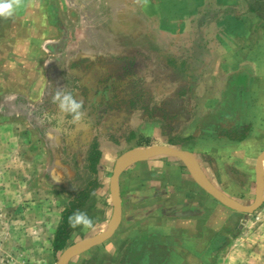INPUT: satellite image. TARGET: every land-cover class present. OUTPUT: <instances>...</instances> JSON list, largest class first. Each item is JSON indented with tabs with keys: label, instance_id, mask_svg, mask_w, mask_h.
<instances>
[{
	"label": "crops",
	"instance_id": "obj_1",
	"mask_svg": "<svg viewBox=\"0 0 264 264\" xmlns=\"http://www.w3.org/2000/svg\"><path fill=\"white\" fill-rule=\"evenodd\" d=\"M204 1L207 0H189L187 5L195 7L194 11H183L182 5L172 6L174 2L168 5L179 7V18L184 19L178 30V39L184 36L183 28L190 25L192 31L183 38L201 44L189 52L194 64L201 70H214L224 89L219 95L210 97L214 108H210L202 118L201 125L196 121L192 143L175 146L192 153L210 181L228 197L236 200L244 195V199H249L251 176L256 178L257 159L264 151V115L260 112L254 122L246 119L243 112L246 102L243 79L249 78L250 70L254 71L255 81L264 79V37L259 45L247 50L246 40L254 37L245 35L243 24L235 19L243 12L235 13L234 2L228 0H216L226 5L229 14L225 18L222 14L216 18L212 22L216 32L209 34V25L204 17L210 13L211 7L203 6ZM19 2L21 7L13 17L0 18V102L13 109V104L24 101L20 111L31 115L37 111L36 105L43 101L44 84L42 67H36V61L28 58L33 55L36 59L44 47L52 51L56 39L52 31L44 34L41 26L36 29V23L43 24L44 18L32 12L44 0ZM218 2L212 5L213 9H217ZM32 23H35L33 30ZM208 37L211 41L223 43L218 47L214 42L208 46ZM18 52L19 62H27V67L18 66V58L11 56ZM262 60L263 65L260 64ZM185 113L189 112L186 110ZM235 115L238 116L235 118ZM250 123L257 127V138L255 132L249 129L239 136L228 132L232 128L237 131L238 127H249ZM186 124H182L184 128L179 130L180 136L184 134ZM142 126L146 128L141 132L152 137L148 144H154L156 139L168 140L164 137L167 134L162 136V133L156 132L157 128L153 127L155 131L150 134L147 133L149 125ZM26 131L21 134L25 135ZM34 147L37 149L32 145L26 150L21 144L17 148L7 143L6 149H3L4 159L0 162V184H3L0 190V264H58L64 250L103 234L113 218L111 196L110 201L106 197L102 209L97 206V197H105L107 193V173L111 166L108 151L117 147L106 141L100 146L102 159L99 165L104 172L98 173V187L91 200L98 221L91 229L78 228L64 249L56 252L54 241L63 215L85 185L67 194L57 191L43 194L41 187L31 194L19 190L10 194L11 191L5 189L7 183L28 182L10 178V174H14V166L28 170L26 153L35 152ZM12 153L15 154L12 156ZM33 165L36 167L39 162L35 161ZM20 171L24 173V170H18V176ZM234 172L246 175L245 190L232 181ZM98 191L102 194H97ZM240 191L246 192L242 195ZM119 195L121 222L114 235L103 244L72 258L67 264H143L145 257L149 261L146 264H264V251L261 250L264 243L255 233L249 235L253 230L252 224L248 226L245 222L264 209V204L253 214L226 207L203 190L177 159L156 157L134 164L120 176ZM13 198L18 200V205L10 202Z\"/></svg>",
	"mask_w": 264,
	"mask_h": 264
},
{
	"label": "rangeland",
	"instance_id": "obj_2",
	"mask_svg": "<svg viewBox=\"0 0 264 264\" xmlns=\"http://www.w3.org/2000/svg\"><path fill=\"white\" fill-rule=\"evenodd\" d=\"M228 1L234 2L235 13L243 12L235 19L243 24L245 35L254 37L246 40L247 50L259 45L264 37V0ZM171 2H174L172 6L182 5L183 11L195 10V7L187 5L189 0H44L34 8L32 13L44 18L43 24L36 23V29L41 26L44 34L52 31L56 41L52 44V51L44 47L36 56L37 60L33 55L28 58L36 61V67H42L43 101L36 105L37 111L31 115L21 112L24 101L13 104V109L0 102V162L4 159L3 149H6L7 143L17 148L21 144L24 149L37 146V149L34 147L35 152L26 153L28 170L18 166L12 168L14 174L11 173L10 178L28 182L7 183L5 189L8 188L10 194L18 190L31 194L39 187L43 189V194L56 191L67 194L74 188L83 187L93 179L84 170L90 146L94 140H98L100 146L108 141L117 147L108 151L111 166L107 173V193L105 197H97V206L102 209L106 197L110 201V178L115 165L124 155L155 145L176 148L175 145L192 143L196 121L201 125L202 118L210 108H214L210 99L219 95L224 86L214 70H201L194 64L189 52L201 44L183 38L192 31L190 25L183 28L184 36L178 39V30L184 19L179 18V7L168 5ZM215 2L207 0L203 3V6L211 7L210 13L204 17L209 25V34L216 32L212 22L221 14L223 18L229 14L223 2L217 1L221 7L216 5L217 9H213ZM33 25L35 27V23H32L31 30ZM224 40L228 42L227 37ZM217 41L208 37L206 44L211 46L214 42L217 47L222 45L223 41ZM11 56L18 58V66L27 67V62H19V52ZM260 64L263 65V60ZM248 74L249 78L243 79L246 86L243 112L248 122H254L260 112L264 115V79L255 81L253 70ZM56 90L72 92L77 94V99L84 101V117L79 124L73 123L71 117L61 113L50 102ZM185 106L187 109H184ZM154 116L158 121L152 120ZM160 118L168 126L165 129ZM183 123L187 124L180 136ZM142 125H149L147 133L150 134L157 128L156 132L162 133V136L167 134L164 137L168 140L156 139L154 144H148L152 137L141 132L146 128ZM25 129L27 133L22 135ZM247 129L257 131V127L250 123L249 127H238L237 131L232 128L228 132L239 136ZM130 136L133 140L128 141ZM254 136L257 138L256 132ZM35 161L39 162L36 167L33 165ZM98 167L99 173L102 168ZM18 170H24V173L20 171L18 176ZM225 171L228 173V168ZM245 176L234 172L232 178L244 190ZM2 187L3 184H0V190ZM255 190L256 178L251 176L249 199H244L246 191H240L243 197L236 198V201L251 206ZM10 202L18 205L17 199L13 198ZM245 222L248 226L252 224L253 230L248 232L249 235L255 233L264 243V209ZM261 250L264 251V248Z\"/></svg>",
	"mask_w": 264,
	"mask_h": 264
},
{
	"label": "water",
	"instance_id": "obj_3",
	"mask_svg": "<svg viewBox=\"0 0 264 264\" xmlns=\"http://www.w3.org/2000/svg\"><path fill=\"white\" fill-rule=\"evenodd\" d=\"M156 157H170L179 160L203 190L221 204L236 212L253 214L264 204V151L259 155L255 169V200L251 206H245L219 190L207 177L197 158L192 153L166 145H155L147 148L135 149L119 159L115 165L113 175L110 178V196L113 206V218L109 224L108 230L99 236L78 242L68 247L62 252L58 264H67L72 258L103 244L114 235L120 225L122 213L119 195L120 176L134 164L145 159Z\"/></svg>",
	"mask_w": 264,
	"mask_h": 264
},
{
	"label": "trees",
	"instance_id": "obj_4",
	"mask_svg": "<svg viewBox=\"0 0 264 264\" xmlns=\"http://www.w3.org/2000/svg\"><path fill=\"white\" fill-rule=\"evenodd\" d=\"M145 111V109H142ZM157 116L152 117V120L158 121ZM151 120V121H152ZM161 120V118H160ZM161 125L165 129V120H161ZM133 140V136L127 139ZM102 159V152L100 150V143L98 140H94L92 145L90 146V149L88 150L87 157L85 159V166L84 170L87 171V174L91 175L93 179L89 180L85 184V188L77 195L76 198L70 203V206L66 209V212L63 215V219L61 222V225L58 229V232L56 234V238L54 241V249L56 252H60L64 249L66 242L70 238L73 232L78 230L77 227L75 229L70 228L68 224V217L72 215L73 213L80 211L86 213L93 221L94 223H97L96 215H95V209L93 207V201H91L94 197L93 192L98 187V182L96 179V176L98 174V166L100 164V161ZM91 201V202H90ZM91 205L90 207H87L88 205ZM149 263L148 258L145 257L142 260L143 264Z\"/></svg>",
	"mask_w": 264,
	"mask_h": 264
},
{
	"label": "clouds",
	"instance_id": "obj_5",
	"mask_svg": "<svg viewBox=\"0 0 264 264\" xmlns=\"http://www.w3.org/2000/svg\"><path fill=\"white\" fill-rule=\"evenodd\" d=\"M21 7L19 0H0V18L13 17L16 10ZM77 94L56 90L50 98V102L61 112L71 117L75 124H79L84 117V101L77 99ZM70 228L80 227L84 230L93 227L92 219L84 212L77 211L68 217Z\"/></svg>",
	"mask_w": 264,
	"mask_h": 264
}]
</instances>
